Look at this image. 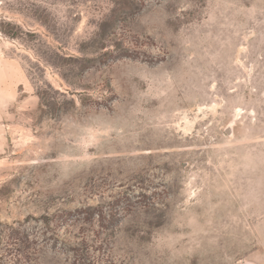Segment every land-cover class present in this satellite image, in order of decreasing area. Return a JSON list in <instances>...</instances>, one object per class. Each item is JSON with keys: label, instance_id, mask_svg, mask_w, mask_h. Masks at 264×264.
Listing matches in <instances>:
<instances>
[{"label": "rangeland", "instance_id": "1", "mask_svg": "<svg viewBox=\"0 0 264 264\" xmlns=\"http://www.w3.org/2000/svg\"><path fill=\"white\" fill-rule=\"evenodd\" d=\"M0 50V264H264V0H0Z\"/></svg>", "mask_w": 264, "mask_h": 264}, {"label": "crops", "instance_id": "2", "mask_svg": "<svg viewBox=\"0 0 264 264\" xmlns=\"http://www.w3.org/2000/svg\"><path fill=\"white\" fill-rule=\"evenodd\" d=\"M17 92V63L11 58V56H3V52L0 50V122L4 117V107H6L11 100L16 98Z\"/></svg>", "mask_w": 264, "mask_h": 264}, {"label": "water", "instance_id": "3", "mask_svg": "<svg viewBox=\"0 0 264 264\" xmlns=\"http://www.w3.org/2000/svg\"><path fill=\"white\" fill-rule=\"evenodd\" d=\"M228 132H230V130L228 129Z\"/></svg>", "mask_w": 264, "mask_h": 264}]
</instances>
